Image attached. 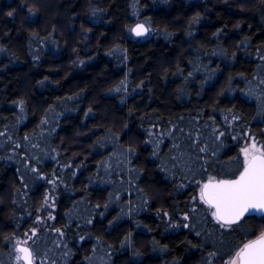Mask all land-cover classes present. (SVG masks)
I'll return each mask as SVG.
<instances>
[{"label":"trees","instance_id":"1","mask_svg":"<svg viewBox=\"0 0 264 264\" xmlns=\"http://www.w3.org/2000/svg\"><path fill=\"white\" fill-rule=\"evenodd\" d=\"M0 49V264L33 228L37 264H227L264 232L199 200L264 148V0H0Z\"/></svg>","mask_w":264,"mask_h":264},{"label":"snow or ice","instance_id":"2","mask_svg":"<svg viewBox=\"0 0 264 264\" xmlns=\"http://www.w3.org/2000/svg\"><path fill=\"white\" fill-rule=\"evenodd\" d=\"M11 15V13H9ZM143 23H137L135 26L129 28V32L137 37H144L151 33L152 29L146 27ZM220 30H218L219 32ZM2 51V49H0ZM264 60V56L260 57ZM82 63V62H81ZM192 73H189L191 76ZM123 84V81L121 82ZM115 91H120L116 88ZM68 100H74L75 97H67ZM21 108H23L24 101L18 102ZM232 110L229 109L228 112ZM92 113V109L85 113L88 117ZM240 116L233 115L229 120L225 116V120L228 123L231 121H239ZM46 119L41 120V125L47 124ZM54 131V129H53ZM264 131V130H262ZM167 134V133H166ZM5 132H0V136H4ZM224 133H220L223 136ZM245 136L252 139V143L241 149L244 155L243 171L240 175L231 180H217L214 177H209L207 182L200 186L199 200L207 206L210 211L212 218L220 225L222 229L231 230L233 225H237L242 222L246 216H258L264 219V151H261L256 147V141L254 134L251 132H245ZM237 137H233L236 139ZM25 140L30 139L29 136L24 137ZM219 139V137H217ZM19 147V145H17ZM38 147V145L36 146ZM132 150L129 149V152ZM201 153L207 151L206 148H200ZM33 172L38 171L36 168L32 169ZM49 184L53 185V191L55 190L56 180L52 179L48 181ZM193 199H196L195 197ZM54 203H50V195L46 192L43 198V202L40 205L41 209L48 207H54ZM195 210V209H194ZM167 215V213H165ZM186 215L184 219H188ZM48 219H54L49 214ZM43 223L41 217H37L36 224ZM188 227V225H184ZM60 232V229H56ZM31 235L25 233L29 240L36 236V229H30ZM5 240L10 241L11 237H5ZM81 239H84L81 237ZM28 244V240L17 241L15 245L16 260L19 264L23 261L24 264H33V253L29 250V247L22 245ZM215 253L210 254L209 260ZM227 264H264V232H261L260 236L256 240L249 241L244 244L242 248L232 257Z\"/></svg>","mask_w":264,"mask_h":264},{"label":"rangeland","instance_id":"3","mask_svg":"<svg viewBox=\"0 0 264 264\" xmlns=\"http://www.w3.org/2000/svg\"><path fill=\"white\" fill-rule=\"evenodd\" d=\"M92 15V14H91ZM148 35H150V34H148ZM147 35V36H148ZM75 57H76V59H77V63L80 65V64H82L86 59H83L82 57L83 56H79V54L78 53H76L75 54ZM85 57V56H84ZM82 62V63H81ZM256 141V147L257 148H259L261 151H264V148H263V146H262V144L261 143H259L257 140H255ZM252 143V139L250 138V137H248V139H246L245 141H244V143L242 144V147H241V149L242 148H244V147H246V146H249L250 144ZM243 154V153H242ZM244 156V155H243ZM31 235V233L30 234H28V236H30ZM28 236H26V237H24V238H15L14 239V241H13V245L15 246L16 245V243H17V241H25V240H28V242H29V238H28ZM26 245H28L29 246V243L28 244H26ZM17 255V254H16ZM34 261H35V263L37 264V260L34 258ZM16 264H18V263H16ZM19 264H23L21 261L19 262Z\"/></svg>","mask_w":264,"mask_h":264},{"label":"water","instance_id":"4","mask_svg":"<svg viewBox=\"0 0 264 264\" xmlns=\"http://www.w3.org/2000/svg\"><path fill=\"white\" fill-rule=\"evenodd\" d=\"M137 23H143V22H136L135 24H137ZM135 24L134 25H132V27L133 26H135ZM145 26L146 27H148L146 24H145ZM134 37H136V38H145V37H147V35L146 36H144V37H137V36H135L134 34H132ZM241 171H243V168H242V170ZM240 171V172H241ZM240 175V173L236 176V177H233V178H226V179H217V180H231V179H235V178H237L238 176ZM207 182V181H206ZM260 235H258L257 237H255L254 239H252V240H256L258 237H259ZM252 240H250V241H252ZM249 242V241H248ZM248 242H246V243H248ZM245 243V244H246ZM22 246H25V247H29L28 245H22ZM29 250L32 252V250H31V248L29 247ZM23 264H24V262L23 261H21ZM33 264H36L35 263V261H34V258H33Z\"/></svg>","mask_w":264,"mask_h":264}]
</instances>
